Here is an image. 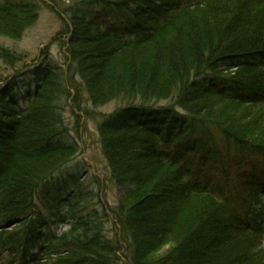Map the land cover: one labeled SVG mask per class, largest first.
<instances>
[{
    "label": "trees",
    "instance_id": "obj_1",
    "mask_svg": "<svg viewBox=\"0 0 264 264\" xmlns=\"http://www.w3.org/2000/svg\"><path fill=\"white\" fill-rule=\"evenodd\" d=\"M94 1L101 11L74 24L89 33L88 44L75 37L77 28L65 44L74 77L50 67L39 72L22 109L13 89L0 92V264H122L119 250L125 264H215L226 255L234 264H264L254 218L264 192V0ZM28 10L0 0L8 37L21 39L35 24ZM112 20L121 33L101 30L100 22L109 28ZM12 54L0 49V63ZM76 78L95 107L125 106L104 116L98 132L111 185L130 182L134 192L102 216L81 206L84 183L73 179L74 192L53 217L55 232L45 233L48 214L37 199L60 204L61 192L54 197L46 184L80 152L60 144L67 131L55 105L77 91ZM150 111L165 113L163 129L140 124ZM119 139L129 145L121 156L132 162L119 164ZM163 206L172 217L158 215ZM110 220L119 231L115 243L104 232ZM210 229L206 250L192 253Z\"/></svg>",
    "mask_w": 264,
    "mask_h": 264
},
{
    "label": "rangeland",
    "instance_id": "obj_2",
    "mask_svg": "<svg viewBox=\"0 0 264 264\" xmlns=\"http://www.w3.org/2000/svg\"><path fill=\"white\" fill-rule=\"evenodd\" d=\"M10 1L16 3V5L20 7L29 8L30 10L25 11L26 15L30 14V16H35L33 12H36L37 15L35 24L26 29L21 39L16 38V40L7 36L5 28H7V26L9 27V25L5 26L0 22V49L4 48L13 53V56L10 57L12 60L11 62L7 58L9 56H4L5 63H0V92H9V90L13 89L16 95L22 98L23 94L21 93L27 91L26 86L32 82L34 73L40 71L41 67H45V69L50 67L55 71L60 69L61 72L65 74L64 77L66 76V78L68 75H71V73H69L70 69L68 64L70 60L69 53L67 52V47H64V39L68 37L69 33L73 34L77 28V21H80L79 11H82V14H96L101 10L98 8H88L90 3L85 0H53L55 4L52 3V0ZM114 1H121L123 4H126L123 0ZM6 22L9 24V21ZM75 22L77 25L76 27L74 26ZM74 35L75 37L77 36L78 40H82V42L88 44V37H90L89 33L77 28ZM19 36L20 35H18V37ZM85 44H79L78 47ZM102 54H104V52H101L99 56H102ZM89 56L90 55L87 56L88 62L89 58H94V56ZM13 61L18 64L14 66L12 63ZM70 77H74L73 74ZM89 80L93 86L91 78H89ZM75 83L78 92L76 89H71L69 91L70 96L67 97L65 94L62 100L59 103L56 102L55 105H57V109L62 114V119H64L62 131H67L66 135H64L65 139H63L60 144L77 145L80 152L74 160L46 184L45 189L54 197L58 198L61 192L63 198L59 200L60 204L54 205L50 203L49 199L46 197L37 199L39 207H42L44 209L43 212L48 214L47 219L49 222L45 221L41 224L45 233L55 232L59 221L55 220L56 222H54L53 217L59 210L64 209V204L68 196L74 192L73 179L84 183L82 190L84 191L85 201L81 206L89 207L91 210L99 212L102 216L105 215V212L109 214L111 209L119 206L121 202L128 200L134 192V187L131 186L130 182H126L120 187L111 185V169L105 157L98 132V126L102 124L105 117L114 114L119 107L121 108L119 109L122 110L125 106L121 107L122 104L115 101L105 106L95 107L88 89L82 86L83 82H81L80 78H76ZM93 83H96V79L93 80ZM64 100H66V102H64ZM209 105L219 106L217 101L213 100ZM162 106L168 105H161L160 107ZM4 111L5 110L0 104V123L5 121L4 119L6 117L3 115ZM146 113L147 117L151 116L150 112ZM55 142L57 143V141ZM125 146H129L128 143L120 139L116 140L114 143V152L118 154L120 165L133 161L130 158V160L126 159L125 162L124 158L121 156V152ZM87 195L89 197H87ZM45 205L53 209V212H47L45 210ZM172 212L173 209L163 206V208L159 210L158 215L161 218H169L172 217ZM144 213L145 208L140 210L137 216ZM104 224L106 237L112 243H115V239L119 241V231L115 228L116 226L112 220L105 221ZM69 225L70 224L67 223L65 226H61L57 233L60 234L62 231L66 230ZM213 232L214 231L211 229L205 231L203 233L204 246L201 244V247H196L194 244L190 251L192 253H198V251L201 250L205 251L208 237ZM150 238L151 237H149V239ZM120 243L122 244V241ZM170 248L171 245L165 246L158 253L152 254L150 259L162 257ZM145 251L147 252V250ZM119 256L122 264H125V262L128 263L124 251L119 250ZM230 258L229 255L221 256L215 264H234Z\"/></svg>",
    "mask_w": 264,
    "mask_h": 264
},
{
    "label": "bare ground",
    "instance_id": "obj_3",
    "mask_svg": "<svg viewBox=\"0 0 264 264\" xmlns=\"http://www.w3.org/2000/svg\"><path fill=\"white\" fill-rule=\"evenodd\" d=\"M91 1V4H92V6H97V3L94 1V0H90ZM64 47H65V45H64ZM67 47V46H66ZM162 108H164V107H162ZM158 109H161V108H158ZM150 113H151V117H149V118H145V120L144 121H142L140 124H143L144 123V125L148 122L149 123V126L150 127H152V128H155L156 126H158V125H162V129H163V123H164V121H165V118H166V115H165V113H163L162 114V116H163V118H161V116H158V117H156L155 115H156V113L155 112H151L150 111ZM153 113H155V114H153ZM139 124V125H140ZM143 125V126H144ZM169 126H167V128H168Z\"/></svg>",
    "mask_w": 264,
    "mask_h": 264
}]
</instances>
